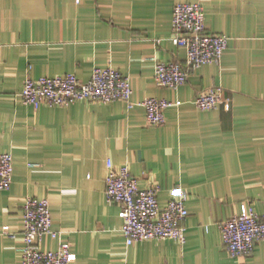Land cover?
I'll return each instance as SVG.
<instances>
[{
    "label": "crops",
    "instance_id": "crops-1",
    "mask_svg": "<svg viewBox=\"0 0 264 264\" xmlns=\"http://www.w3.org/2000/svg\"><path fill=\"white\" fill-rule=\"evenodd\" d=\"M189 2L204 6L207 29L227 35L228 49L179 89L159 87L156 61L187 58L171 36L174 6ZM97 67L129 76L133 103L179 104L150 126L144 107L123 101L34 108L21 97L29 77L88 81ZM212 87L225 101L198 109L196 96ZM0 153L14 159L11 188L0 191V264H22L29 197L50 201L62 233L44 237L43 249L68 240L72 264H264V240L232 257L219 227L245 203L264 216V0H0ZM108 160L141 188L156 185L162 206L188 193L185 244H127L121 207L107 200Z\"/></svg>",
    "mask_w": 264,
    "mask_h": 264
},
{
    "label": "built area",
    "instance_id": "built-area-1",
    "mask_svg": "<svg viewBox=\"0 0 264 264\" xmlns=\"http://www.w3.org/2000/svg\"><path fill=\"white\" fill-rule=\"evenodd\" d=\"M206 12L201 3H177L173 9L172 36L175 45L187 52L185 62L156 61L155 82L159 87L179 89L187 83L193 70L206 64H220L228 49L229 37L210 32L205 24ZM132 83L129 76L113 67H97L88 81L74 74L56 77L27 78L21 92L25 104L34 108L42 105L68 107L79 101H123L129 107L145 108L150 126L166 122V110L178 105L166 99L150 97L133 103ZM225 101L222 87L201 91L195 105L203 111L215 110ZM14 159L10 153H0V191L11 188ZM159 188L154 185L141 188L139 179L125 165L116 167L107 161L106 195L109 202L120 205L119 216L124 220L123 233L128 245L146 240L173 239L186 242L184 222L189 215L185 190L162 206L158 198ZM22 264H72L77 254L68 240L61 239L56 250L42 247L44 237L60 239L61 232L53 229L50 201L47 198L29 197L23 207ZM225 249L232 257H248L257 242L264 240V216L259 215L252 204L242 205L237 214L219 224ZM9 233V227H3Z\"/></svg>",
    "mask_w": 264,
    "mask_h": 264
}]
</instances>
